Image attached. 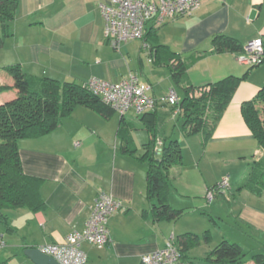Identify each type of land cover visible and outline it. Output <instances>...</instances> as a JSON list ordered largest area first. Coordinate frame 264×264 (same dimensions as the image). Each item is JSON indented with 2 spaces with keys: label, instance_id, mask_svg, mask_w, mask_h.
I'll list each match as a JSON object with an SVG mask.
<instances>
[{
  "label": "crops",
  "instance_id": "obj_1",
  "mask_svg": "<svg viewBox=\"0 0 264 264\" xmlns=\"http://www.w3.org/2000/svg\"><path fill=\"white\" fill-rule=\"evenodd\" d=\"M104 1L18 0L8 36L0 43V84L12 85L4 68L13 65H19L32 78H51L61 83L85 85L92 79L118 83L130 75L149 83L151 95L157 100V125L164 137L173 139L178 130L182 144L187 143L189 150L187 163L182 160L181 166L168 171L172 186L167 202L186 213L175 222H155L151 215L146 198L147 167L139 160L143 148L140 151L137 144L136 134L145 131L139 117L133 112L124 116L137 149L135 154L125 155L117 138L120 116L104 120L92 110L77 106L51 133L18 142L23 173L42 181L39 193L45 209L6 211L13 231H6L0 223V264H34L22 254L25 248L61 244L72 232L81 231L99 191L120 202L123 210L108 219L110 242L104 248L80 244L92 264H142L143 255L163 248L168 241L180 249V235H197L193 229L198 225L210 233L205 218L217 226L223 220V209L240 229H245L242 236L264 240V194L256 197L246 190L236 192L251 162L262 156L240 109L264 86V61L254 68L242 66L235 53H216L211 43L218 34L234 38L241 45L264 39V0H206L189 16L167 19L160 26L150 21L145 39L123 44L129 61L115 57L114 50L119 47L116 49L104 38L98 6ZM155 40L176 52L187 66L182 87L199 89L229 76L244 77L206 141L202 133L183 135L179 113L174 114L160 102L172 82L165 66L151 62ZM135 41H141L136 54L140 63L137 70L131 65L127 46ZM142 55L153 66L148 67L149 73ZM125 68H129L128 73ZM176 91L180 99V91ZM3 94L0 104L16 95L15 91L8 92L10 97ZM167 125L170 131H166ZM225 177L228 189L220 190L208 201L207 189ZM186 218L189 219L184 223ZM220 239L240 245V240L225 233ZM187 253L185 260L193 264ZM246 262L255 264L252 258Z\"/></svg>",
  "mask_w": 264,
  "mask_h": 264
},
{
  "label": "trees",
  "instance_id": "obj_2",
  "mask_svg": "<svg viewBox=\"0 0 264 264\" xmlns=\"http://www.w3.org/2000/svg\"><path fill=\"white\" fill-rule=\"evenodd\" d=\"M17 5L18 0H0V43L8 36V25L15 18ZM211 43L216 53H237L243 46L236 39L222 34L213 36ZM151 47L154 51L152 64L165 66L169 71L172 87L180 91L178 104L170 108L172 112L179 110L182 134L192 136L202 133L206 141L211 137L244 77L229 76L199 89L192 86L182 87L187 66L180 56L168 46L158 44L156 40L152 42ZM4 71L13 83L0 84V95L10 91H15L16 95L0 104V223L6 231L12 232L7 210L27 209L38 212L45 209V203L39 193L42 181L23 173L18 142L51 133L77 106L92 110L104 120L110 119L116 112L88 90L86 84L61 83L51 78H32L25 75L19 65L5 67ZM240 110L262 156L251 162L236 192L246 190L260 197L264 194V86L253 99L243 102ZM138 119L149 135L139 160L147 167L146 198L151 215L155 222H175L186 213L185 210L173 209L167 202L172 186L168 171L173 166L182 165L179 142L175 139L167 140L163 136L164 133L157 125L156 110L145 113ZM117 138L123 154L136 153L137 149L130 136V125L122 115ZM158 142L161 143L159 147ZM210 190L214 191L215 195L220 191L217 185L207 189ZM210 240V233L206 231L201 237L192 233L182 234L177 242L185 259L184 253L199 246L202 241L209 243ZM244 256V249L239 244L222 240L206 254L205 261L213 264H243ZM252 259L255 264H264L263 255H253Z\"/></svg>",
  "mask_w": 264,
  "mask_h": 264
},
{
  "label": "built area",
  "instance_id": "obj_3",
  "mask_svg": "<svg viewBox=\"0 0 264 264\" xmlns=\"http://www.w3.org/2000/svg\"><path fill=\"white\" fill-rule=\"evenodd\" d=\"M206 0H105L99 3L104 21V38L113 47L128 41L142 40L147 24L162 25L167 19L189 16ZM238 64L248 68L259 66L264 61V39L248 41L241 51L235 53ZM86 87L109 105L116 113L125 116L132 111L137 117L155 110L157 100L151 95L152 86L138 76L130 75L118 83L92 79ZM175 88H170L160 102L169 107L178 104ZM178 114L179 110H174ZM161 145L157 143V147ZM78 146V143H75ZM219 190H227L228 177L217 185ZM214 191H207L206 198L211 201ZM123 210L120 202L99 191L90 209V215L81 231L72 232L61 244L39 247L40 251L52 257L58 264H86L87 256L80 244L88 243L98 249L110 242L107 228L108 219L117 211ZM142 264H190L180 249L172 242L152 253L141 257Z\"/></svg>",
  "mask_w": 264,
  "mask_h": 264
},
{
  "label": "rangeland",
  "instance_id": "obj_4",
  "mask_svg": "<svg viewBox=\"0 0 264 264\" xmlns=\"http://www.w3.org/2000/svg\"><path fill=\"white\" fill-rule=\"evenodd\" d=\"M123 44H121L119 46V50H114V52L116 54L115 57H118V56L121 58L124 57L125 60L129 61V58L127 57V55H125V53L123 51ZM127 46H128V51H130V54H131L130 55L131 65L133 68H136V70H137L140 63L138 61V58L136 57V54L138 52L137 47L141 46V41H135L132 43V45L130 43H128ZM141 58L143 59V62L146 65V72L149 73L148 67H151V69H153L152 68L153 66H151L147 62L148 59L146 58L145 55H142ZM128 69L129 68H125V71H127V73H128ZM164 85L166 86V84H163V86ZM163 86L161 85V87H163ZM161 87L159 88V91L163 90V89H161ZM178 93L180 94V92H178ZM3 96L4 97H6V96L10 97L8 93L3 94ZM130 112H132V111H130ZM130 112H129L128 116L132 115V113H130ZM114 116L119 117L120 114L115 113ZM168 125L165 128L166 131L171 130L172 122H171L170 127ZM175 132L177 134L175 133L176 136L173 137V139H175V140L179 139L177 141L179 142L181 151H183L182 152L183 164H186L188 159H189V150L187 147V143L184 142L182 144L183 138H180V135L178 134V130H175ZM136 135H137L138 149L141 151L142 146L148 142L149 135L146 131L138 132ZM165 138L167 140L169 139L168 137H165ZM228 184H229V181H228ZM221 201L224 203V206L227 208V203L223 200H221ZM224 206H223V208H224ZM221 217L223 218V220L221 222H219V224L217 226H215L213 223H211L209 221L208 217L205 218L206 221L208 222L207 229H210L211 240L209 241V243H205L202 241L199 246H195L194 248H192L188 251L187 255L190 257L193 264H213V263L206 262L205 256L210 250H212L213 248H215V246H217L219 244V242L221 240L220 238L222 236V233L227 234L229 238H231L235 241L238 240V242H239V240H240V245L243 247L244 253H245L244 259L246 258L244 262L248 261L249 258H252L253 255H263L264 256V240L263 239L257 241V240L247 239L244 236H242V232L245 229L244 228L240 229L239 226L236 225V223L234 222V219L232 217H230L229 215H227V212L225 209L221 210ZM187 219H189V218H186L184 220V223L186 221H188ZM180 221H182V220H180ZM179 223L181 224V222H178V224ZM203 228L204 227L198 225L193 230H195V232H197V235H199L201 237L204 230H205ZM189 233H191V232H189ZM86 264H92V263H91V261H87Z\"/></svg>",
  "mask_w": 264,
  "mask_h": 264
},
{
  "label": "water",
  "instance_id": "obj_5",
  "mask_svg": "<svg viewBox=\"0 0 264 264\" xmlns=\"http://www.w3.org/2000/svg\"><path fill=\"white\" fill-rule=\"evenodd\" d=\"M22 254L34 264H58L52 257L41 252L39 247H27Z\"/></svg>",
  "mask_w": 264,
  "mask_h": 264
}]
</instances>
